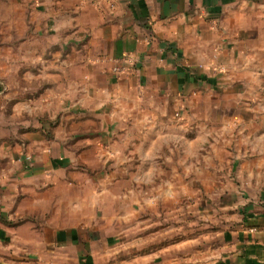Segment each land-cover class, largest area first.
<instances>
[{
  "label": "crops",
  "instance_id": "obj_1",
  "mask_svg": "<svg viewBox=\"0 0 264 264\" xmlns=\"http://www.w3.org/2000/svg\"><path fill=\"white\" fill-rule=\"evenodd\" d=\"M44 4L74 52L34 57L37 98L0 80V254L19 253L1 263L264 264V0ZM200 184L236 212L167 243L184 219L169 227L168 207Z\"/></svg>",
  "mask_w": 264,
  "mask_h": 264
},
{
  "label": "rangeland",
  "instance_id": "obj_2",
  "mask_svg": "<svg viewBox=\"0 0 264 264\" xmlns=\"http://www.w3.org/2000/svg\"><path fill=\"white\" fill-rule=\"evenodd\" d=\"M45 1L0 0V80L6 82L14 91H18L16 95H19V98H29L31 100L39 97L40 93H45L48 89L50 81H48L47 76L44 78L38 77L37 59L34 62V57L43 56L44 60H46L47 56L54 52L62 53L64 50L66 52H74L71 47L60 45L58 41L52 42L53 38L46 30L50 16L48 8L45 7ZM50 12L53 11L50 9ZM34 91L37 92L35 93ZM182 112L183 114L181 115ZM197 114L200 115H195V113L193 114L184 107L182 110H178L177 113L174 112L173 116L175 118H182V116L185 118L194 117L195 119L205 115L201 110ZM205 117L208 118L209 116ZM46 121L49 123L50 131L47 133L49 136L55 125L51 120ZM28 128L32 130L31 128L33 127ZM206 130L207 127L202 128L201 126L200 134L202 135ZM189 131H191L190 128H187V132ZM74 140L71 142L72 145ZM104 145L100 144L99 146L103 148L105 147ZM201 147L206 148L202 142ZM190 159H185V161ZM214 159L215 166H217V176H220L221 179L228 178L225 173L228 170L225 167L224 158ZM211 160L201 155L199 158H194L193 162L194 165L195 163L198 164L201 173H203L204 170L210 168ZM79 161L82 162L77 157L73 166H75V171L82 172L86 169V166ZM69 169L71 168H66L65 172L68 173ZM217 188L216 186V189L208 190L200 184L199 191L192 192L189 189L188 197L185 196L183 202L168 207L167 216L169 217V222L167 223L169 227L175 226L178 215H183L184 219L180 227L183 232L182 235L173 236V238L168 239L167 243L179 241L192 234L210 231L219 232L224 226L229 224L230 221L227 217L234 214L236 209L232 205L233 200L224 199L226 197L224 192L226 191H220ZM223 203L229 204L223 205ZM209 217H214L213 223L208 222L207 219ZM157 246L159 245H155V247ZM152 248L153 246H139L132 254L130 253L131 255H127L133 257L135 254H144ZM7 259L16 262L19 260V253L0 254V264H4L1 262H5Z\"/></svg>",
  "mask_w": 264,
  "mask_h": 264
},
{
  "label": "built area",
  "instance_id": "obj_3",
  "mask_svg": "<svg viewBox=\"0 0 264 264\" xmlns=\"http://www.w3.org/2000/svg\"><path fill=\"white\" fill-rule=\"evenodd\" d=\"M114 70H115V71H118V68H115ZM30 160H31L30 157H26V161H27V162H30Z\"/></svg>",
  "mask_w": 264,
  "mask_h": 264
}]
</instances>
